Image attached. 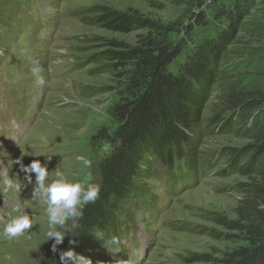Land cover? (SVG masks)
Listing matches in <instances>:
<instances>
[{
	"label": "rangeland",
	"instance_id": "1",
	"mask_svg": "<svg viewBox=\"0 0 264 264\" xmlns=\"http://www.w3.org/2000/svg\"><path fill=\"white\" fill-rule=\"evenodd\" d=\"M199 3L207 0H0V264H54L61 252V244L54 252V241L47 240L46 205L33 196L35 174H30L29 183L15 161L47 163L46 182L61 171L70 179L98 184L97 165L108 146L93 137L116 128L111 108L120 92L110 75L94 73L95 65L88 60L96 49L87 41L98 36L132 45L136 33L114 34L86 26L81 21L85 8L131 9L181 31ZM236 61L230 57L229 66ZM41 77L44 84L39 83ZM212 106L207 107L205 118L211 115ZM243 143L229 136L209 138L200 153L215 156L224 147ZM81 155L91 160L90 168L77 159ZM224 162L215 160L214 169L202 174L178 161L167 176L157 169L140 184L142 205L136 209L126 205V211L118 214L119 233L114 237L119 243L103 236L98 242L101 251L86 249L80 256L91 264H221L222 253L244 243L235 238L225 241V235H238L206 216L235 220V208L242 198L236 185L248 181L234 174L216 176ZM7 176L21 186L19 191L4 190ZM17 204L32 217L33 226L24 235L9 239L2 231L16 215ZM74 224L66 222L63 241L68 240ZM201 228L218 233L221 239L199 233ZM96 252H101L97 261L93 259ZM197 255L208 256L211 262L189 263Z\"/></svg>",
	"mask_w": 264,
	"mask_h": 264
},
{
	"label": "trees",
	"instance_id": "2",
	"mask_svg": "<svg viewBox=\"0 0 264 264\" xmlns=\"http://www.w3.org/2000/svg\"><path fill=\"white\" fill-rule=\"evenodd\" d=\"M81 21L136 37L132 45L98 36L87 41L96 49L88 60L94 73L110 75L120 92L111 108L117 125L93 137L108 146L97 165L99 196L75 220L54 264H61L60 255L68 250L76 256L86 249L101 251L100 239L119 233L118 214L125 206L142 205L140 184L157 169L167 176L178 161L202 174L214 169L215 160H225L216 176L248 180L236 185L242 198L235 220L206 216L238 235H225V241L244 243L222 253L220 263L264 264V0H212L203 11L192 12L189 27L181 31L135 10L119 12L104 5L85 8ZM230 57L237 58L231 66ZM209 104L212 113L205 118ZM220 136L244 143L222 148L215 159L214 154L202 156L203 142ZM198 232L221 239L211 230ZM210 262L205 255L189 259Z\"/></svg>",
	"mask_w": 264,
	"mask_h": 264
},
{
	"label": "clouds",
	"instance_id": "3",
	"mask_svg": "<svg viewBox=\"0 0 264 264\" xmlns=\"http://www.w3.org/2000/svg\"><path fill=\"white\" fill-rule=\"evenodd\" d=\"M212 0H207L206 4L196 9L197 14L211 4ZM181 35H183L181 33ZM44 79H39L40 84H44ZM85 168L92 166L91 160L81 155L77 158ZM20 165L21 171L25 173V179L32 183L31 175L35 174V186L33 187V196L38 197L39 201L46 205L48 220L47 240L52 239V250L56 251V246L63 242L67 229L64 228L69 220L75 221L83 215L84 208L94 203L99 196L100 185L94 182L82 183L79 180L70 179L61 171H56L55 179L46 182L48 177L47 163L42 165L38 159L32 160L28 165H24L20 160L15 161ZM20 185L15 183L12 177L3 178V188L5 191H19ZM15 216H12L4 224L2 234L9 239L18 238L25 234L33 226L32 217L23 207L17 204L14 208ZM59 226L60 230L57 229ZM113 244H118V238H112ZM61 264H68L74 261V264H91L83 256L74 255L73 251L68 250L60 255Z\"/></svg>",
	"mask_w": 264,
	"mask_h": 264
}]
</instances>
